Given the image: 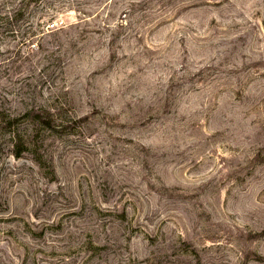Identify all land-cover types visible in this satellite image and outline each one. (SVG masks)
I'll return each instance as SVG.
<instances>
[{
  "label": "rangeland",
  "instance_id": "374dc122",
  "mask_svg": "<svg viewBox=\"0 0 264 264\" xmlns=\"http://www.w3.org/2000/svg\"><path fill=\"white\" fill-rule=\"evenodd\" d=\"M0 264H264V0H0Z\"/></svg>",
  "mask_w": 264,
  "mask_h": 264
}]
</instances>
